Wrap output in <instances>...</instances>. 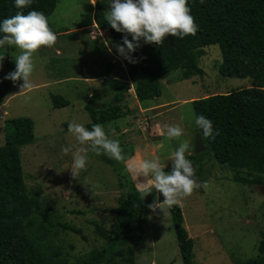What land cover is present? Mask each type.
Returning <instances> with one entry per match:
<instances>
[{
  "label": "rangeland",
  "instance_id": "obj_1",
  "mask_svg": "<svg viewBox=\"0 0 264 264\" xmlns=\"http://www.w3.org/2000/svg\"><path fill=\"white\" fill-rule=\"evenodd\" d=\"M57 1L49 18L57 38L53 45L34 51L32 87L22 90L23 81L17 80L13 88L7 87L5 91L8 97L0 105V145L5 143V119L27 117L34 121L36 139L21 154L25 182L28 189L39 186L46 206L60 214V220L82 230V235L72 231L60 234L64 246L70 250L69 244L73 245V257L100 246L102 241L89 221L96 219L109 227L113 214L104 211L118 205L121 194L118 178L102 152L99 155L91 151L82 153L87 155V167L77 177L72 175L69 169L72 152L77 148L87 150L88 145H79L67 131L70 121L86 128L93 121L85 110L87 96H97L96 104L100 107L116 103V92L112 90L115 80L127 88L119 102L127 107L123 108L126 115L113 124L115 127L110 126V136L119 138L124 146L133 147L129 155L132 158L125 165L136 188H151L154 183L150 180L151 173L139 172L142 161L158 159L165 165L164 171L171 170L170 159L179 139L165 135V124L181 126L180 139H186L191 150L190 154L186 150L185 156L187 159L193 156L195 173L200 171L203 177L196 182H207L206 188L201 184L179 203L184 225L194 242V264H233L254 258L264 233V186L235 182L233 173L220 166L210 150L195 153L198 128L191 103L198 98L250 87L251 79L223 77L219 72L221 50L218 45H211L204 48V55L199 59L203 75L181 79V70H177L161 79L159 99L142 102L135 96L138 78L132 77V71L135 68L138 71L137 65L133 69L132 63L115 50L107 28L99 30L92 21L96 4L101 3L104 12L109 9L106 0H96L95 4L90 0ZM7 46L6 43L3 51ZM11 46L14 47L9 51L11 66H15V56L21 49ZM3 55L0 49V65L4 67L7 60ZM0 86L5 89L1 83ZM52 95L64 96L70 105L55 108ZM64 147L70 151L65 153ZM156 192L148 193L146 220L135 227V261L137 264H183L170 207L166 204L161 208L148 207L154 200L158 201ZM91 208L96 211L89 212Z\"/></svg>",
  "mask_w": 264,
  "mask_h": 264
},
{
  "label": "trees",
  "instance_id": "obj_2",
  "mask_svg": "<svg viewBox=\"0 0 264 264\" xmlns=\"http://www.w3.org/2000/svg\"><path fill=\"white\" fill-rule=\"evenodd\" d=\"M57 2L32 0L23 11L27 13L35 9L43 12L49 27L56 33L49 18ZM189 7L199 25L195 34L182 39L167 35L160 45L144 43L141 39L139 47L130 53L135 59L134 63L131 62L133 69L135 65L138 67V71L137 68L132 71V77L138 78L134 87L135 96L142 102L159 99L162 94L161 79L177 70H181V79L203 75L199 66L200 56L204 55L205 47L218 45L222 54L220 74L228 78H249L251 86L191 101L195 116L204 115L212 121L213 128L219 130L214 139L202 137L200 129L198 134L218 164L233 173L235 182L264 186V0H189ZM16 11L12 0H0V19L14 15ZM104 13L101 3L96 4L92 21L98 29L107 28L116 50V45L123 42L122 37L128 35L131 40V35L111 28L105 21ZM3 47L0 46V49L7 61L6 66L0 65V72L5 71L0 76V83L5 86V89L0 86V105L8 97L5 94L7 87L14 86L12 80L4 77L15 69L11 66L9 53L14 47L7 46L5 51ZM110 67L111 63L109 71ZM18 81L20 83L21 80ZM112 86L116 92V103L108 107L98 106L97 96H87L85 110L93 120L88 128L99 123L107 132L110 126L115 127L113 124L126 115L123 108L127 105L119 102L127 93V88L118 85L115 80ZM51 99L55 108L70 105L64 96L52 95ZM3 129L5 143L0 145V264H137L133 248L135 227L146 220L147 195L156 189L136 188L125 165L132 158L129 155L133 147L122 145L118 138L122 160L104 155V160L118 178L121 190L118 205L104 211L113 214L109 227L96 219L89 221L97 238L102 241L101 245L73 257V245L69 244L70 250L67 249L59 235L66 231L82 235V230L60 220L62 216L46 206L39 186L28 189L25 182L21 154L22 149L36 139L34 121L27 117L5 119ZM188 159L196 167L193 156ZM200 175V171L197 172L201 181L203 177ZM143 192H148L144 198L141 195ZM170 210L183 264H194V242L184 225L181 206L173 205ZM95 211V208L89 209L91 213ZM76 212L84 214L72 211ZM257 249L254 258L233 264H264V233L259 238Z\"/></svg>",
  "mask_w": 264,
  "mask_h": 264
},
{
  "label": "clouds",
  "instance_id": "obj_3",
  "mask_svg": "<svg viewBox=\"0 0 264 264\" xmlns=\"http://www.w3.org/2000/svg\"><path fill=\"white\" fill-rule=\"evenodd\" d=\"M90 2L95 4L96 0ZM106 2L109 9L104 13L105 21L117 32L131 35V40L128 35H124L122 44L116 45L117 53L129 62H135L130 53L139 47L141 39L144 43L160 45L167 35L182 39L186 35L195 34L199 27L191 15L189 0H106ZM12 3L17 9L15 14L0 19V34H3L0 35V46L5 43L9 46L15 45L21 52L15 56V69L4 78L13 82L22 80L21 89H30L34 51L41 46L53 45L57 37L49 27L43 12L32 9L24 13L23 9L30 5L32 0H12ZM194 123L200 129L202 137L214 139L218 135L219 130L214 129L212 121L204 115H196ZM164 128L168 138L179 139V144L170 159L171 170L164 171L165 165L158 159L144 160L139 165L140 173L144 175L151 173L150 180L154 182L152 188L158 190L164 197L162 202L154 200L148 205L153 209L161 208L162 204L169 207L179 204L181 198L190 195L194 188L200 187L201 184L207 187L206 181L197 183L198 177L194 178V164L185 156L186 150L190 154V145L186 139H180L183 134L181 126L165 124ZM67 131L79 145H88L87 150L77 148L72 152V164L69 169L74 177L87 167V155L82 154L85 151L97 155L102 152L117 161L122 160L121 146L118 140L111 138V129L106 132L104 126L99 123L86 128L81 123L70 121L67 124ZM62 151L67 153L70 148L64 147ZM147 193H141L142 198Z\"/></svg>",
  "mask_w": 264,
  "mask_h": 264
},
{
  "label": "water",
  "instance_id": "obj_4",
  "mask_svg": "<svg viewBox=\"0 0 264 264\" xmlns=\"http://www.w3.org/2000/svg\"><path fill=\"white\" fill-rule=\"evenodd\" d=\"M205 149H206V146L204 145L200 134H197L196 142H195V153L196 154L201 153V152L205 151ZM193 168H194V178L196 179L197 175L195 173V166L194 165H193ZM157 196H158V201L162 202L164 197L158 190H157Z\"/></svg>",
  "mask_w": 264,
  "mask_h": 264
},
{
  "label": "crops",
  "instance_id": "obj_5",
  "mask_svg": "<svg viewBox=\"0 0 264 264\" xmlns=\"http://www.w3.org/2000/svg\"><path fill=\"white\" fill-rule=\"evenodd\" d=\"M145 189V188H144Z\"/></svg>",
  "mask_w": 264,
  "mask_h": 264
}]
</instances>
